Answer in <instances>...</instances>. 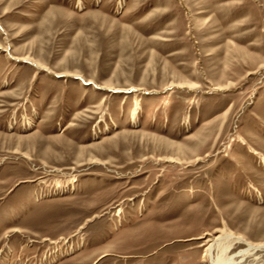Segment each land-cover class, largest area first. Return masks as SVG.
Masks as SVG:
<instances>
[{
    "label": "rangeland",
    "instance_id": "obj_1",
    "mask_svg": "<svg viewBox=\"0 0 264 264\" xmlns=\"http://www.w3.org/2000/svg\"><path fill=\"white\" fill-rule=\"evenodd\" d=\"M0 45V264L264 244V0H0Z\"/></svg>",
    "mask_w": 264,
    "mask_h": 264
},
{
    "label": "bare ground",
    "instance_id": "obj_2",
    "mask_svg": "<svg viewBox=\"0 0 264 264\" xmlns=\"http://www.w3.org/2000/svg\"><path fill=\"white\" fill-rule=\"evenodd\" d=\"M1 47L2 46L0 45V48ZM30 59L31 57L24 56L20 60L28 61ZM35 63H37L38 66L40 67H43V68L45 67L43 64L39 63L38 61H36ZM68 76H77V75L69 74ZM171 160H174V159H171ZM15 231H19V229L16 228ZM233 237L234 236L232 234H228L224 236L220 235L216 237L214 240H212V244L207 248V255L211 259L210 264H239L241 260L239 261L237 257L242 256V255L252 254L257 250L264 248V244H253V243L248 242L247 243L248 247L246 249L240 250L237 253H234L232 255H228V251L232 248V244L228 243V241L232 239ZM236 239L237 241L242 240L241 237H237ZM215 249H216V254L213 253ZM68 250L69 252L71 251L70 249Z\"/></svg>",
    "mask_w": 264,
    "mask_h": 264
}]
</instances>
